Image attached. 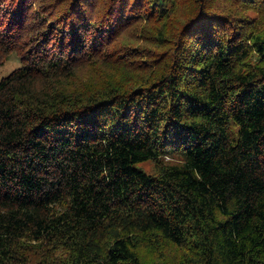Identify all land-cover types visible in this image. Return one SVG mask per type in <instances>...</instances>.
Returning <instances> with one entry per match:
<instances>
[{
    "label": "trees",
    "instance_id": "16d2710c",
    "mask_svg": "<svg viewBox=\"0 0 264 264\" xmlns=\"http://www.w3.org/2000/svg\"><path fill=\"white\" fill-rule=\"evenodd\" d=\"M12 57L0 264H264V0H0Z\"/></svg>",
    "mask_w": 264,
    "mask_h": 264
},
{
    "label": "rangeland",
    "instance_id": "374dc122",
    "mask_svg": "<svg viewBox=\"0 0 264 264\" xmlns=\"http://www.w3.org/2000/svg\"><path fill=\"white\" fill-rule=\"evenodd\" d=\"M20 65L19 60L16 57H12L5 63L0 65V79L4 77L5 75L9 74L13 69L17 68ZM139 165L145 166L147 168H150L151 165H149L147 162L145 163H140Z\"/></svg>",
    "mask_w": 264,
    "mask_h": 264
}]
</instances>
